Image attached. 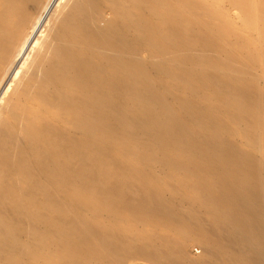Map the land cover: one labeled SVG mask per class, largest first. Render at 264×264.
<instances>
[{
	"label": "bare ground",
	"instance_id": "6f19581e",
	"mask_svg": "<svg viewBox=\"0 0 264 264\" xmlns=\"http://www.w3.org/2000/svg\"><path fill=\"white\" fill-rule=\"evenodd\" d=\"M228 1L0 0V264H264V0Z\"/></svg>",
	"mask_w": 264,
	"mask_h": 264
},
{
	"label": "rangeland",
	"instance_id": "374dc122",
	"mask_svg": "<svg viewBox=\"0 0 264 264\" xmlns=\"http://www.w3.org/2000/svg\"><path fill=\"white\" fill-rule=\"evenodd\" d=\"M219 3L221 5V7H222V10L225 11V12H229V14L232 16V19L234 21H236V23L238 25L241 26L240 15L238 14V11L235 10V8H233L231 6L229 1L228 0H219ZM110 15H111L110 11H106V16L109 17ZM16 27H17L16 25L11 26L10 27V31L14 32L16 30ZM257 77L261 81V83L264 84V75L260 71L257 72ZM1 99H2V97H0V103H1ZM202 251H203L202 247L201 246L199 247V245H197L196 243H190L187 246V255L190 256V257H193V258L199 257L201 255ZM131 264H144V263L139 261V262H133Z\"/></svg>",
	"mask_w": 264,
	"mask_h": 264
}]
</instances>
